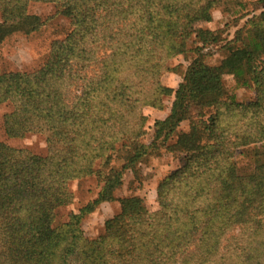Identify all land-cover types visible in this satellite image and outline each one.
Returning a JSON list of instances; mask_svg holds the SVG:
<instances>
[{
	"label": "trees",
	"instance_id": "1",
	"mask_svg": "<svg viewBox=\"0 0 264 264\" xmlns=\"http://www.w3.org/2000/svg\"><path fill=\"white\" fill-rule=\"evenodd\" d=\"M30 2L59 6L72 30L52 42L39 69L0 70V104L13 108L4 118L6 134H40L48 147L43 157L0 143V201L6 197L0 240H10L0 264L9 263L11 246L53 235L65 241L62 259L69 264L84 240L81 218L71 216L76 230L70 235L52 231L49 214L74 200L70 182L102 178L115 159L123 170L136 171L184 121H191V130L173 146L183 166L159 183V211L149 212L139 198L124 199L105 235L87 244L93 264H264V0L221 65L239 85L255 88L257 96L247 104L225 102L220 73L204 61V48L218 43V35L192 30L194 23L212 20L218 1L0 0V43L41 29L43 20L28 13ZM193 35L201 44L192 50L198 58L175 92L171 115L156 122L155 143L145 147L143 109L160 108L162 98L174 93L158 82L166 60L189 51ZM251 146L254 167L242 173L236 158ZM111 173L82 216L112 200L122 172ZM237 225L241 235L228 239Z\"/></svg>",
	"mask_w": 264,
	"mask_h": 264
},
{
	"label": "rangeland",
	"instance_id": "2",
	"mask_svg": "<svg viewBox=\"0 0 264 264\" xmlns=\"http://www.w3.org/2000/svg\"><path fill=\"white\" fill-rule=\"evenodd\" d=\"M218 1L212 11V20L194 23L192 30L204 29L217 34L220 41L208 45L203 50L204 61L207 65L217 68L223 81L225 102L232 98L238 103L247 104L252 102L257 93L255 88L239 85L234 76L222 73L221 65L228 57V46L234 41L236 33L242 29L250 18L258 16L263 11L261 0H213ZM28 13L43 20V26L37 32L27 35L14 34L0 43V70L2 72H33L39 69L45 62L52 42L64 39L72 30L71 20L63 10L52 3L30 2ZM0 25H3V17L0 13ZM195 35L188 41L189 51L186 53L169 57L165 62V71L158 83L163 88L172 90L171 95H165L161 100L160 108L146 107L143 114L147 117L145 135L141 139L145 147H151L155 143V124L164 121L172 112L176 95L185 80L188 68L198 58L192 51L199 45L194 41ZM264 62V61H263ZM146 84H151L147 83ZM252 84V83H251ZM13 108L10 103L0 104V143L17 149H25L34 155L47 156L48 147L46 137L40 134H31L24 139L11 138L6 134L4 118L11 114ZM191 121L182 122L173 138L167 143L158 142V149H150L144 161L137 166L136 171L123 170L122 160L115 159L111 166L103 168V177L89 176L70 182V189L74 194L71 204L55 209L50 215L52 231H66L70 235L76 230L72 226L71 216L81 218L79 228L83 233L78 253L71 259L69 264H93L94 256L87 252L89 243H97L106 233V223L122 213V201L127 198H139L143 200L144 206L151 213L159 211L158 187L159 183L169 175L173 174L183 166L182 156L175 153L173 146L180 135L189 133ZM254 146L240 150L236 158L238 168L242 173L249 172L254 167L252 150ZM242 153V154H241ZM99 167V164L97 168ZM121 173L120 186L113 193L110 201L98 205L92 212L82 216L81 211L87 209L91 203L99 198L105 185V181L112 175L111 171ZM107 178V179H106ZM6 197L0 201V225L3 212L6 207ZM219 222L218 225H222ZM241 235L238 225L230 232L228 239ZM56 235L46 240L37 238L33 240H22V246L16 244L15 250L11 246L8 264H64L63 250L65 241L57 240ZM44 237V236H43ZM222 250L225 252L227 240H223ZM10 240H0V252ZM113 249V248H111ZM108 249H104V253ZM16 252V253H15ZM14 255L12 256V254ZM86 259V261H85Z\"/></svg>",
	"mask_w": 264,
	"mask_h": 264
}]
</instances>
